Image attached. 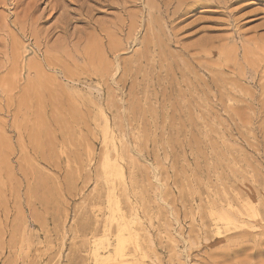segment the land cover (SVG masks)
I'll use <instances>...</instances> for the list:
<instances>
[{"label":"rangeland","instance_id":"rangeland-1","mask_svg":"<svg viewBox=\"0 0 264 264\" xmlns=\"http://www.w3.org/2000/svg\"><path fill=\"white\" fill-rule=\"evenodd\" d=\"M0 264H264V0H0Z\"/></svg>","mask_w":264,"mask_h":264},{"label":"bare ground","instance_id":"bare-ground-1","mask_svg":"<svg viewBox=\"0 0 264 264\" xmlns=\"http://www.w3.org/2000/svg\"><path fill=\"white\" fill-rule=\"evenodd\" d=\"M59 3V2H58ZM59 7V6H58ZM58 9V8H57ZM65 21V20H64ZM68 22H70V21H68ZM64 24V23H63ZM62 26V25H61ZM155 38V37H154ZM152 40V39H151ZM157 42V41H156ZM117 44V43H116ZM116 44L115 43H112L111 45H109L108 46V51H115L116 50ZM153 43H152V41H150V39H149V41L147 42V44L145 45V50L143 51V53L138 57V60H137V62H141V60L143 59V58H145V56L152 50V48H154V45H155V43L152 45ZM154 51V50H153ZM159 51V50H158ZM157 51V52H158ZM117 52V51H116ZM160 52V51H159ZM158 52V53H159ZM158 57H159V54H158ZM148 59L149 58H147L146 59V62L148 61ZM161 59V58H160ZM164 59V58H163ZM164 63V62H163ZM139 64V63H138ZM146 64V63H145ZM150 64V63H149ZM162 65V64H161ZM149 68V67H148ZM138 69H139V66H138ZM142 69V68H141ZM169 69H171V68H169ZM144 71V70H143ZM99 72V71H98ZM146 72V71H145ZM143 73V72H142ZM149 73H151V72H149ZM179 74V73H178ZM153 75V74H152ZM153 77V76H152ZM136 80V79H135ZM147 80V79H146ZM151 80H152V78H151ZM138 85V84H137ZM182 85V84H181ZM188 90V89H187ZM197 90V89H196ZM142 91V90H141ZM191 92V91H190ZM189 92V93H190ZM185 93V92H184ZM156 96V95H155ZM188 96V95H187ZM174 98V97H173ZM183 99V98H182ZM185 99V98H184ZM178 100V99H177ZM173 102V101H172ZM179 102H181V101H179ZM194 102H196V101H194ZM177 102L175 101V104H176ZM182 103V102H181ZM178 104V103H177ZM155 110V109H154ZM205 111V110H204ZM207 111V110H206ZM205 118V117H204ZM179 119H180V117H179ZM187 119V118H186ZM202 119V118H201ZM190 120V119H189ZM181 120H178V122H180ZM186 121V120H185ZM205 122H206V120H204ZM204 121H203V123H204ZM192 122V121H191ZM176 123V122H175ZM181 124V123H180ZM111 125V124H110ZM182 125H184V124H182ZM194 126H195V124H193ZM177 126H179V124L177 123ZM182 127V126H181ZM180 127V128H181ZM184 127V126H183ZM183 127H182V129H183ZM186 127V126H185ZM178 128V127H177ZM108 130V127L106 126V131ZM176 130V129H175ZM180 131H181V129H180ZM123 132V131H122ZM127 143V142H126ZM127 150V149H126ZM110 151V150H109ZM113 157V156H112ZM130 158V157H129ZM132 162V161H131ZM136 169V168H135ZM154 170V169H153ZM123 176V175H122ZM255 201V200H254ZM254 205V204H253ZM221 214V213H220ZM226 214V213H225ZM252 215V214H251ZM218 216V215H217ZM228 216V215H227ZM258 216V215H257ZM220 217H222V221L224 222L223 224H224V226L225 227H227V226H229V225H231L232 224V222L230 221V219L228 218V217H226V216H220ZM259 217V216H258ZM121 218V217H120ZM231 218V217H230ZM239 218V217H238ZM217 219V218H216ZM239 220V219H238ZM232 221H233V219H232ZM216 222V221H215ZM219 223V222H218ZM243 223V222H242ZM219 226V225H218ZM218 226H216V227H218ZM236 228V227H235ZM253 230V229H252ZM222 234V233H221ZM121 235V234H120ZM220 235V234H219ZM118 239H119V241H120V243H123V238H122V236H119L118 237Z\"/></svg>","mask_w":264,"mask_h":264}]
</instances>
